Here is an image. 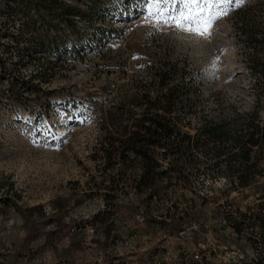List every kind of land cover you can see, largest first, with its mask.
<instances>
[{
	"label": "rangeland",
	"instance_id": "obj_1",
	"mask_svg": "<svg viewBox=\"0 0 264 264\" xmlns=\"http://www.w3.org/2000/svg\"><path fill=\"white\" fill-rule=\"evenodd\" d=\"M63 1L91 13L88 19H77L84 28L82 40L52 12L12 0L16 19L8 26L18 46L4 51L0 44V56L12 73L20 72V79L48 69L40 86L53 92L8 90L10 81L0 80V197L10 196L14 203L0 215V264H196V250L207 264L251 262L258 252L254 234L238 237L224 215L261 201L264 179L241 189L230 188L223 177L212 185L202 181L196 190L214 195L203 203L191 197L190 189L170 184L164 188L167 197L148 202L124 182L136 170L104 169L100 150L112 104L137 82L149 83V61L158 57L185 58L199 71L201 94L191 106L201 112L229 118L237 110L260 106L261 114L264 82L254 79L244 60L261 56L262 50L243 49L234 29V12L250 0L217 21L206 39L145 23L146 0ZM263 5L248 16L262 26ZM6 13L0 0V26ZM55 23L60 24L56 31L49 28ZM53 38L61 48L65 41L74 50L59 59L34 50L38 42ZM30 53L41 59L15 66L16 59L27 60ZM72 106L84 107L83 113L77 115ZM118 175L124 186L111 187L109 177ZM108 190L115 192L114 200L105 202ZM180 193L184 198L175 197ZM145 208L154 214L158 208H171L175 218L186 209L197 224L169 234L146 222Z\"/></svg>",
	"mask_w": 264,
	"mask_h": 264
},
{
	"label": "trees",
	"instance_id": "obj_2",
	"mask_svg": "<svg viewBox=\"0 0 264 264\" xmlns=\"http://www.w3.org/2000/svg\"><path fill=\"white\" fill-rule=\"evenodd\" d=\"M11 1L3 0L8 17L4 26H0V44L4 51L18 46L14 32L9 30L16 19L12 16L14 8ZM20 1L24 5H34L38 10L52 12L69 28L76 40L84 38V28L78 26L77 19H88L91 13L86 14V11L63 0ZM73 1L78 5L82 0ZM262 3L250 0L249 4L238 8L234 12V29L243 49L262 50L261 56L245 58L244 64L254 79L264 82V26L248 19L251 11ZM59 25L51 24L49 28L56 31ZM7 39H11L10 44ZM64 43L61 48L56 38L46 43L40 41L34 50L59 59L64 51L74 50ZM67 57L66 53L65 60ZM40 59V56L30 53L27 60L18 58L14 64L23 67ZM149 70V83L137 86V82L120 95L117 103L112 104L113 112L104 126L105 134L100 142L104 169L136 170L124 182L132 187L133 194L148 202L167 197L164 188L170 184L190 189L191 197L203 203L214 195L196 190L195 184L202 181L212 185L223 177L230 183V188L241 189L264 179V107L261 114L260 106H254L249 112L237 110L229 118L208 115L201 112L199 106H191L192 99L196 100L201 94V79L199 71L187 59H171L169 56L151 59ZM47 71L41 69L30 73L26 79H20V72L12 73L6 59L0 56V80L10 81L8 90L18 88L20 91L51 95L52 91L43 90L40 86L42 73L47 74ZM51 72L52 69H49L48 73ZM72 107L77 115L83 113L80 110L84 107ZM118 177H109L111 187L115 183L124 186L120 175ZM162 182L164 187L160 186ZM6 185L10 194L18 199L20 196L14 192L12 184ZM114 195L115 192L108 190L103 195L105 202L114 200ZM175 197L184 198V194ZM258 199L261 201L247 207L246 211L236 208L224 215L226 224L238 237L245 234L252 237L254 234L257 257L243 264H264V186ZM13 204L10 196L0 197V215L4 208ZM170 209L161 211L158 208L154 214L147 213L145 208L142 212L146 222L163 227L169 234L194 229L197 222L191 212L184 209L175 218L176 214L170 213Z\"/></svg>",
	"mask_w": 264,
	"mask_h": 264
},
{
	"label": "snow or ice",
	"instance_id": "obj_3",
	"mask_svg": "<svg viewBox=\"0 0 264 264\" xmlns=\"http://www.w3.org/2000/svg\"><path fill=\"white\" fill-rule=\"evenodd\" d=\"M244 2L245 0H146L144 7L147 15L144 22L172 27L206 39L213 35L217 21L227 17L234 7Z\"/></svg>",
	"mask_w": 264,
	"mask_h": 264
},
{
	"label": "built area",
	"instance_id": "obj_4",
	"mask_svg": "<svg viewBox=\"0 0 264 264\" xmlns=\"http://www.w3.org/2000/svg\"><path fill=\"white\" fill-rule=\"evenodd\" d=\"M192 257H193L194 262L196 264H207L206 258L198 250H196L192 253ZM241 263L242 262H240L239 264H241Z\"/></svg>",
	"mask_w": 264,
	"mask_h": 264
}]
</instances>
